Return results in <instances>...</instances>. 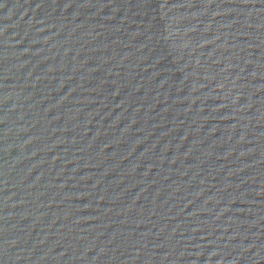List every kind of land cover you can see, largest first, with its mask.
Here are the masks:
<instances>
[{
  "label": "water",
  "instance_id": "water-1",
  "mask_svg": "<svg viewBox=\"0 0 264 264\" xmlns=\"http://www.w3.org/2000/svg\"><path fill=\"white\" fill-rule=\"evenodd\" d=\"M0 264H264V0H0Z\"/></svg>",
  "mask_w": 264,
  "mask_h": 264
}]
</instances>
